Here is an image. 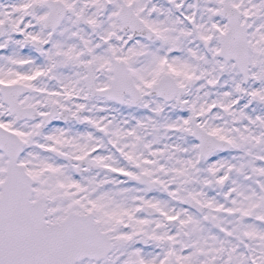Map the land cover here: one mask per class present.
Segmentation results:
<instances>
[{"label": "snow or ice", "instance_id": "obj_1", "mask_svg": "<svg viewBox=\"0 0 264 264\" xmlns=\"http://www.w3.org/2000/svg\"><path fill=\"white\" fill-rule=\"evenodd\" d=\"M0 264H264V0H0Z\"/></svg>", "mask_w": 264, "mask_h": 264}]
</instances>
